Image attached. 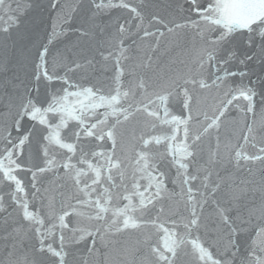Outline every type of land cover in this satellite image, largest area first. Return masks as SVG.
<instances>
[{"label": "snow or ice", "instance_id": "obj_1", "mask_svg": "<svg viewBox=\"0 0 264 264\" xmlns=\"http://www.w3.org/2000/svg\"><path fill=\"white\" fill-rule=\"evenodd\" d=\"M66 3L0 0V264H74L81 245L102 264H264V0H177L167 23L146 0ZM165 31L191 34L185 71L161 69Z\"/></svg>", "mask_w": 264, "mask_h": 264}, {"label": "water", "instance_id": "obj_2", "mask_svg": "<svg viewBox=\"0 0 264 264\" xmlns=\"http://www.w3.org/2000/svg\"><path fill=\"white\" fill-rule=\"evenodd\" d=\"M73 6V0H67L66 7ZM177 7V0H146L145 7L143 11L145 12V15L150 17L152 14H156L159 17H161L166 23L171 20H176L177 22H180L181 14L177 13L175 11ZM121 15H127V13H123L121 10H114L112 12V16H121ZM147 23V21H145ZM161 30H164L163 28ZM70 40H75V37H69ZM97 39H100L98 37ZM153 43L152 40H143L138 41V44L141 47V55H143L144 51L150 52V46ZM95 46V42H93V47ZM192 46V36L191 34H181L179 44L176 43V36L175 34H168L165 31V36L161 39L160 43V52L157 53V56H159V64L161 69H167L171 72H180L185 71L186 66L190 64V55H189V49ZM92 54V53H88ZM71 58V56L69 57ZM97 60L100 59L99 56L96 57ZM183 61V63H181ZM110 66V65H109ZM83 74H77L73 77V80L76 83H82L83 86L87 87L92 84H98L97 77L100 75L97 73L95 76L89 74L85 78H81ZM61 85L57 83L55 85L56 88H59ZM200 95V106L204 108L205 110H208L212 107L213 100L212 98L216 95L215 91H209L205 92ZM102 111V109H101ZM209 114H211L209 112ZM249 119H251V116H249ZM137 121H132L125 125V127L130 132L134 127H136ZM243 126V118L238 113H233L232 116L228 117L226 120L223 121L222 126L219 131V137L222 143V146L224 143H227L228 141H231L232 143L236 142V137L240 135V129ZM138 131V130H137ZM215 136V134H214ZM215 143V140L212 141ZM249 152H254L255 149L249 148ZM256 169L259 168V165L257 164ZM26 178V177H25ZM27 179V178H26ZM256 179H259V172H256ZM154 214V213H152ZM122 241H125L127 243H132L137 239V235L135 233H126L123 236L119 237ZM10 241H4L0 242V250L4 248L6 244H9ZM72 252L76 253L77 259L74 261V264H79L78 257L83 255L85 259L87 260V264H102V256L97 253L89 254L86 249H84L83 245L79 246L78 249H72ZM113 260L115 256L117 255L116 252H113ZM3 256L5 259H7V253L3 252ZM70 260L73 258L70 257Z\"/></svg>", "mask_w": 264, "mask_h": 264}]
</instances>
